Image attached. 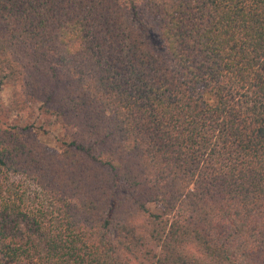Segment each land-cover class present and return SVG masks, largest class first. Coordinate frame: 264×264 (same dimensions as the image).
Instances as JSON below:
<instances>
[{
  "label": "trees",
  "instance_id": "trees-1",
  "mask_svg": "<svg viewBox=\"0 0 264 264\" xmlns=\"http://www.w3.org/2000/svg\"><path fill=\"white\" fill-rule=\"evenodd\" d=\"M0 264H264V0H0Z\"/></svg>",
  "mask_w": 264,
  "mask_h": 264
},
{
  "label": "rangeland",
  "instance_id": "rangeland-1",
  "mask_svg": "<svg viewBox=\"0 0 264 264\" xmlns=\"http://www.w3.org/2000/svg\"><path fill=\"white\" fill-rule=\"evenodd\" d=\"M41 139L46 142L47 144H49L50 146H52L53 149H56L55 148V138L53 135L51 136H42ZM150 207L155 210V211H159L160 210V206L157 205V204H154V203H151L150 204Z\"/></svg>",
  "mask_w": 264,
  "mask_h": 264
}]
</instances>
